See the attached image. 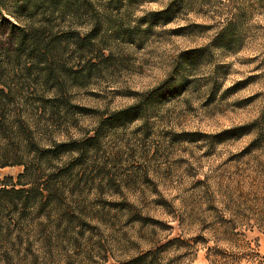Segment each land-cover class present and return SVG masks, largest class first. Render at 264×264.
Returning <instances> with one entry per match:
<instances>
[{
  "label": "rangeland",
  "instance_id": "1",
  "mask_svg": "<svg viewBox=\"0 0 264 264\" xmlns=\"http://www.w3.org/2000/svg\"><path fill=\"white\" fill-rule=\"evenodd\" d=\"M222 4L137 0L122 19L148 29L140 44H111L113 64L69 89L85 113L47 110L38 120L44 144L82 141L141 94L169 79L175 88L142 118L105 123L84 165L62 158L75 162L63 212L48 213L45 242L24 264H117L177 237L193 248L168 247L160 264H209L207 249H226L229 227L264 256V11L245 17L239 45L222 48L212 43ZM6 34L0 26V47ZM21 171L0 169V179Z\"/></svg>",
  "mask_w": 264,
  "mask_h": 264
},
{
  "label": "trees",
  "instance_id": "2",
  "mask_svg": "<svg viewBox=\"0 0 264 264\" xmlns=\"http://www.w3.org/2000/svg\"><path fill=\"white\" fill-rule=\"evenodd\" d=\"M136 1L0 0V26L7 30L6 42L0 47V169L22 168L15 178L0 179V264H24L39 240H45L48 213L63 212L60 200L63 185L69 182L75 162L80 166L86 163L84 160L95 149L105 123L113 124L120 119L136 121L155 100L166 97L165 88L168 93L175 90L169 79L164 85L141 94L135 105L111 115L108 120L102 118V127L100 124L94 136L82 141L42 143L43 130L38 120L47 110L52 116L59 112L69 115L73 110L85 113L72 104L69 89L86 87L92 78L113 64L111 44H140L148 32L133 26L131 20L122 19L129 15ZM206 1L210 4L212 0ZM223 1L227 4L222 6L228 9L222 14L225 23L212 43L229 48L239 45L245 17L264 11V0ZM188 54L183 59L190 57ZM186 67L187 63L181 72ZM184 81L187 84L185 77ZM69 155L77 158L74 164L62 163V158ZM141 221L150 222L146 218ZM229 229L227 238L221 240L227 248H208L207 262L240 264L247 259L250 264H263L264 256L259 254L258 245L247 241L235 227ZM184 245L193 248L177 237L154 251L117 264H160V256L168 247L180 249Z\"/></svg>",
  "mask_w": 264,
  "mask_h": 264
}]
</instances>
